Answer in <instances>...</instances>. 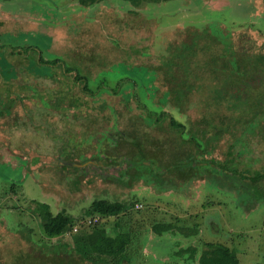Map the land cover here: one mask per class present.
<instances>
[{"label":"rangeland","instance_id":"1","mask_svg":"<svg viewBox=\"0 0 264 264\" xmlns=\"http://www.w3.org/2000/svg\"><path fill=\"white\" fill-rule=\"evenodd\" d=\"M215 35L231 41L245 70L230 76V66L214 69L203 53L187 74V47ZM178 90L187 91L180 102ZM261 90L264 0H100L87 8L0 0V264H90L63 246L96 227L110 235L131 229L132 264H195L205 242L233 249L240 264H264V182L201 161L163 172L191 159L223 161L232 144L239 166L251 162L236 154L241 148L261 166L263 119L246 136L243 124L233 133L229 125L207 144L255 99L263 111ZM160 112L168 115L155 125L144 120ZM169 115L188 130L171 128ZM119 131L141 152L119 141ZM191 134L203 154L195 140L182 141ZM99 199L127 207L117 216L86 214ZM46 206L70 214L72 231L45 236ZM156 222L198 233L156 235ZM189 245L195 260L174 255Z\"/></svg>","mask_w":264,"mask_h":264},{"label":"trees","instance_id":"2","mask_svg":"<svg viewBox=\"0 0 264 264\" xmlns=\"http://www.w3.org/2000/svg\"><path fill=\"white\" fill-rule=\"evenodd\" d=\"M100 0H77L81 7L87 8L98 3ZM133 2H140L145 0H131ZM153 3L168 1V0H147ZM203 53L206 55V59L210 60L211 67L217 69L219 66L217 63L221 61L222 68H228L230 66V76L233 74L242 73L245 70L246 64L245 61L240 58V55L231 45V41L222 39V37H217V35L207 38L203 42H198V47H196V42H193L187 47V50L183 56L182 66L183 70L188 73H193L196 70V66H201L202 62H199V59L203 58ZM45 64H54L53 60L45 61ZM170 65V64H168ZM175 77V76H174ZM75 79H78L75 77ZM170 78H168V81ZM175 82V78H173ZM188 86V83H187ZM85 90L88 89L87 86L84 87ZM181 91H176V93H180ZM184 94H187V91H182V96L177 97V101L180 100ZM258 98L264 100V91H260L258 93ZM184 100V99H183ZM258 102L255 99L253 103L249 104L248 109L245 112H242L238 116L230 115V123L228 121L224 122L217 128L214 132L213 136H211L207 140V144L211 142L213 139H217L221 136L224 130H228L230 125V132H235L236 127L240 124L244 125L243 130L241 131V135L247 134L248 131L252 132L253 129L258 125L259 120H264V110H258ZM168 113L160 112V113H152L148 114V118H144V120L149 123V125H155V122L158 123L162 121L165 117H167ZM229 119V118H228ZM169 126L173 129H178L179 134L186 132L188 129L186 125L178 122L174 117L169 115L168 119ZM117 139L119 141H126L131 145L136 147V150L141 152L139 141L135 138H132L125 134V132L117 133ZM195 140V144L197 145L198 154L203 152L200 143L196 142L195 136L190 135L188 140L182 139L183 142L189 143V141ZM238 143V139L236 140ZM245 146V144H244ZM233 147L234 144L229 146L227 151V158L223 159V161H217L213 158H202L200 160L191 159L185 163H172L168 165L163 172L171 171V170H181L182 167H187L190 170L196 163L205 162L213 164L217 166L221 170L228 171L231 175L237 176L242 180H248L252 184L264 182V163L259 167H253V163H257L261 158H251L248 156V153L242 148L237 150V155H245L247 154V159L251 162L248 163L246 160L243 162V166L239 162H237L233 156ZM200 148L201 150H199ZM203 154V153H202ZM138 162V161H136ZM162 172V173H163ZM161 174V172H160ZM127 205L124 202L119 201H109L106 199H99L92 204L86 214H94L99 215L101 217L106 216H117L121 212L126 209ZM74 218L65 212H58L53 214L49 207H45L44 211V222L42 224V231L45 236L51 238L64 234L67 230L72 231V227L74 226ZM152 232L156 235H162L163 233H171V235H180L182 237H190L195 236L198 233L197 226H185L178 225L172 222H156L151 226ZM93 235L88 237L87 235L74 236L73 237V245H66L63 247L71 248L78 254V256L84 262H88L90 264H132V259L130 254L128 255V251L133 241L132 231H118L113 235H110L106 232L105 228H93L91 231ZM205 248L202 249L200 255L197 258V262L195 264H240L239 258L236 252L218 242H205ZM197 252V248L195 246H185L179 247L174 251V255L177 257H184L187 260L192 259L195 260V255Z\"/></svg>","mask_w":264,"mask_h":264},{"label":"built area","instance_id":"3","mask_svg":"<svg viewBox=\"0 0 264 264\" xmlns=\"http://www.w3.org/2000/svg\"><path fill=\"white\" fill-rule=\"evenodd\" d=\"M98 220H99L98 217H93V218H90L89 221L95 223V222H97Z\"/></svg>","mask_w":264,"mask_h":264}]
</instances>
